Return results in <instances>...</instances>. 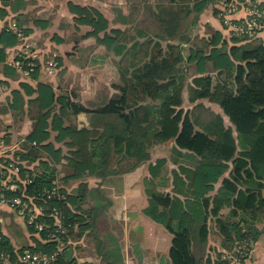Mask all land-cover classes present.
I'll return each mask as SVG.
<instances>
[{"label":"trees","instance_id":"16d2710c","mask_svg":"<svg viewBox=\"0 0 264 264\" xmlns=\"http://www.w3.org/2000/svg\"><path fill=\"white\" fill-rule=\"evenodd\" d=\"M232 1L237 2L240 9H248L253 4L244 0ZM2 2L5 5L10 0ZM210 2L167 0L158 4V12L152 11L151 5L149 11L160 19L161 31L152 36L137 29L130 35V44L127 40L121 42L117 34L121 30L113 28L114 36L107 31L109 21L99 9L69 2L74 20L92 27L86 35L97 36V41L116 55L130 57L128 65H119L125 84L121 86V94H114L107 102L92 109L75 102L71 95L61 96L48 82H39L37 87L23 84L30 96L26 102L29 114L33 109L31 106L37 111L32 118L31 132L15 152L17 165L21 168V174H18L22 182L20 189L2 190L3 204L13 209L10 204L18 196L24 202L32 201L48 209L57 206L62 209L71 232L75 224L85 221L78 208H72L80 200L69 192L71 180L83 178L86 173L103 178L126 173L150 158L151 147L172 142L169 157L178 164L172 169L173 188L159 191L153 179L147 181L145 189L149 204L144 209L173 234L172 264H231L229 258L223 259V254L224 249L237 243L236 239L250 238L251 252L261 232L259 224L264 221V41L259 39L264 28L251 37L231 34L232 45L220 30L213 29L211 37L202 45L193 38L192 29L200 12ZM256 4L264 10L263 3ZM169 13L172 21L168 19ZM191 14L193 18H184L186 26L181 24L182 18L177 19ZM6 15L0 5V17ZM126 16L122 12L118 15L122 20H127ZM13 19L16 28L11 26L12 19L0 26V64L7 58V49L21 42L19 29L24 34L31 32L22 15ZM234 21L238 22V19L235 17ZM33 22L40 27L49 24L46 19ZM225 27L229 28L227 24ZM155 37L172 42L165 45L167 49L162 48L160 56L152 55L149 48L140 56L145 46L159 45V41L154 42ZM58 40V43L63 41L62 38ZM61 57H53L55 70L63 65ZM21 59L27 70L30 57ZM192 63L196 64V73L188 84L189 100L194 103L206 98L217 103L222 111L216 112L202 102L192 109L182 107ZM5 67L15 73L10 65ZM40 68L37 63L30 75H38ZM212 72H216V77ZM13 94L15 103L20 102V91L14 90ZM147 97L150 100H146ZM198 108L207 115L195 113ZM80 112H94L96 116H106V120L102 125L93 124L92 127L65 124V116ZM224 116L231 125H226ZM52 131H56L54 141L51 140ZM56 141L64 142L69 151L65 154L62 146H56ZM37 161L40 166L36 170L32 164ZM166 163L167 158L163 157L151 164L153 176L158 175ZM59 164L67 171L63 172ZM227 172L229 175L225 176ZM26 174L32 180L29 183H23ZM218 182L221 185L214 192ZM54 187H58L65 198L54 196L47 200L46 190ZM45 217L40 216V219ZM28 228L40 238H35L33 245L17 248L3 233L0 223V250L10 253L9 264H21L19 254L24 249L56 250L58 242L50 239L46 230L39 231L29 224ZM211 233L221 238L216 258L208 252ZM69 246L63 247L56 264H78L67 254ZM245 261L248 264V260Z\"/></svg>","mask_w":264,"mask_h":264},{"label":"crops","instance_id":"0c3cea01","mask_svg":"<svg viewBox=\"0 0 264 264\" xmlns=\"http://www.w3.org/2000/svg\"><path fill=\"white\" fill-rule=\"evenodd\" d=\"M260 1L264 5V0ZM69 2L86 4L90 0H10L5 5L0 0V5L6 11L8 18L22 15L27 20L25 26L31 28L27 41L34 44L31 45L32 49L36 48L37 50L39 44L37 42L35 46V43H32L33 39H38L39 35L52 30L50 24L47 27H40L33 21L35 19H53V15L57 13L58 15L62 14L61 17L63 16V19H67L68 22H73L75 15L68 8ZM215 3H213V7L210 5L205 8V12L200 14L198 20L209 26V29H203L201 33H196L194 26L192 29L193 38L196 41H205L211 37L213 29H218L228 40L229 45H232L231 28L224 27L218 16ZM59 4L62 5L63 12L62 8L56 7ZM28 15L32 17H29V20ZM204 15H206V19ZM59 23H57V28ZM57 30L58 33L65 36L59 28ZM259 39L264 41V31L260 34ZM24 42L26 41L9 47L6 60L0 64V82L3 85L0 89V126L4 125L0 127V140L4 139L10 145H14L20 139V143H22L33 127V120L29 115L26 103L30 96L25 92L23 84L37 87L39 82H48L55 90L65 85L64 79H40L45 74L42 68L38 75L28 76L24 73V68L19 67L16 62L13 63ZM83 44L81 42V45ZM75 45L77 43L69 45L67 42H54V51L63 57V67L69 64L65 54L73 52L72 46ZM6 64L10 65L15 73H11L12 70L5 67ZM192 66L196 71V64L192 63ZM212 73L216 77V72ZM89 83H93L92 79ZM89 86L85 91L88 92V98L92 100V96L95 97L96 94V87H91L90 84ZM14 90L20 91L22 95L20 102L15 103ZM17 116L20 117V124L14 119ZM90 116H96V114L80 112L73 115V121L79 127H92L94 125L90 122ZM55 135L56 131H52V141H54ZM55 144L61 146V143L55 142ZM163 157L167 158L166 166L161 169L158 175L153 176L154 173L150 171V165L154 164L158 158ZM177 167L178 164L171 161L169 156L151 154L149 159L126 173L114 174L106 178L86 173L83 178L71 180L68 184L69 192L74 193L80 200L79 203H74L72 208H78V212L84 215L85 221L75 224V228L71 230V240L68 243L70 246L67 249L70 258L75 259L78 264H172L170 248L173 234L164 224L144 212L149 204L145 184L153 179L159 191H171L173 188L172 169ZM228 175L229 172L225 173V176ZM220 185L221 182L216 184L214 192ZM227 211L228 208L224 210V212ZM0 223L3 233L17 248L33 245L35 238H40L30 232L23 216L4 204L0 205ZM259 229L261 232L253 245L248 264H264V221L259 224ZM0 264L7 263L0 262Z\"/></svg>","mask_w":264,"mask_h":264},{"label":"rangeland","instance_id":"374dc122","mask_svg":"<svg viewBox=\"0 0 264 264\" xmlns=\"http://www.w3.org/2000/svg\"><path fill=\"white\" fill-rule=\"evenodd\" d=\"M166 1L167 0H90L89 3L82 4V5L93 6L99 9L109 21V28L107 29V31L113 35L112 32L115 29L121 30L120 32L119 31L117 32V34L120 35L119 38L121 42L122 41L124 42L127 40L130 44V42L132 41L130 39V35L135 34L137 29H143L148 34H151L152 36L154 35L152 33L161 31L160 27H162L161 26L162 24L159 21L160 19H157L158 17L155 14L154 15L151 14V11H149V8L151 5H153L152 11L158 12L159 11L157 7L158 4L161 2H166ZM243 2H247V3L251 2V3H258V4L262 3L260 0H244ZM213 3H215L216 5L218 16L221 19L224 27H225V24L229 26V24L235 20L234 17L236 14H237V17H247L248 16V9L246 8L240 9L238 5L236 4V6H233L234 8L232 9V11L231 12L229 11L227 13V16L225 17L226 6L224 4V1L223 0H217V1L211 0V2L208 4L206 8H208L210 5H211L210 7H213ZM58 6L59 8H62V12H63L64 9L62 5L61 4L56 5V7ZM120 9L122 11H119ZM204 10L202 12H205ZM120 12H122L125 15L126 14L128 15L126 16L127 20H122L118 17ZM202 12H200V14ZM200 14H199V18H200ZM61 15H58L56 13L55 15H53V19L52 18L46 19L51 25L50 27L52 31L44 32L42 35L38 36V39H35V38H34L35 40L33 39L32 43H35V46L37 45V42L39 44L38 46L39 49L37 50L36 48L32 49L31 45H34V44H31L30 41H27L29 40L27 37L29 36L30 33L24 34L23 32H21V41L22 42L26 41V42H24L23 47L17 52L16 58L13 61V63L15 62L17 63L20 61L24 64L25 61L21 59V57H23L24 59H27L28 57H30V59H34L36 63H38L41 66L43 72L45 73L41 76L40 79H64L65 85L58 87L56 89L57 93H59L61 96L71 95L70 97H72V99H74L75 102L80 103L90 109L100 106L104 102H107L109 98L114 96V94H121L122 93L121 86H124L125 83H124L123 75L120 69L121 66L119 67V65L120 64L128 65L130 57L128 55H125V56L120 55L119 57V55H116L112 49H108L107 46H105L102 43H99L97 41V36L91 33H88V35H86L88 31L92 30L91 26L78 24L75 20L73 22L71 21L68 22V20L63 19V16L61 17ZM205 16L206 15H204V17ZM29 17L32 18L31 15H28V20H29ZM1 18H2L3 23L4 22L7 23L8 19H12L13 22H16V20H14L13 17L11 18L1 17ZM181 18H182L181 24H184L186 26L187 23L185 22L184 18H187V19L193 18V14L189 16H180L177 19H181ZM206 18L207 17H205V19ZM168 19H170L171 21L173 20L171 19V13H169ZM54 21H55V24H54ZM57 23H59L58 28L61 30V32L64 33L65 36L58 33ZM208 27L209 26H206L203 23L198 21L197 24L195 25L194 32L196 31V33L197 32L201 33L203 29H209ZM113 28L114 30H112ZM169 28L171 30H175L173 26H170ZM123 31L125 32V34L123 33ZM230 32L232 35H235L233 34L232 31ZM103 33L104 32H101L100 35H103ZM165 33L166 35L169 34L166 31ZM58 38H62L63 39L62 42H67L69 45H73L76 43L77 45L72 46L73 52H68L65 54V56L70 61V62L68 61L69 64L66 67L65 66L63 67L61 65L58 69L55 70V68L53 67L51 70V68L49 67V62L54 61L53 57L55 58L56 56H59V57L62 56L59 53H56L54 51V42L59 41ZM143 39H146V38H143ZM155 41H159V45L155 44V46L151 45V47L145 46L144 50L140 53V56L145 55V53L148 51L147 48H149V51L152 53V55L159 54L160 56L162 48L167 49V48H164L165 45L167 43L172 42L167 38L161 39L159 37H155L154 42ZM81 42L84 44L81 45ZM174 42H177V40H174ZM197 42H200V44L202 43V45L204 44V41L202 40L197 41ZM186 52H188L187 49H186ZM148 56H150V54ZM145 59L147 58L145 57ZM30 61L27 64H29ZM42 61H43V64H41ZM31 72H28V69L27 70L24 69V73H26V75L28 76H31L30 75ZM194 72H195L194 67L190 68L188 71V74H187L188 79L186 80V85L183 91L182 107L185 110L192 109L194 108L196 103L202 102L205 106L210 107L216 112L217 110L220 111L221 109L219 108V105L217 103L210 102L206 98L197 100L194 103L189 100L188 84L192 81V75L194 74ZM24 77H27V76L24 75ZM91 79L93 81L92 84L89 83ZM89 84L91 85V87L92 86L96 87V91H95L96 94H95V97L92 96L93 97L92 100L88 98L87 96L88 92L85 91L86 87H90ZM2 87L3 85L0 82V89ZM132 94L133 93H130L129 95H132ZM84 99H86L87 101H85ZM146 100H150V97H147ZM31 107L33 109L29 115L31 118H33V116H35V112L37 111V109L35 108V106H31ZM194 112L195 113L201 112L202 116L207 115V112H204L203 109H199V108L195 109ZM73 115H76V114L70 113L68 116L64 117L65 124L67 125L72 124V125L77 126L75 121H73ZM17 117H14V119L17 123H19L20 117H18V119ZM105 120H106V116L105 117L102 115L101 116H90V122L98 126L100 124L102 125L105 122ZM224 120H225L226 125H231L227 116H224ZM3 126L4 125L0 127H3ZM20 140L18 142L16 141L17 143L15 142L14 145H10L9 142L5 141L4 139L0 140V158H2V161H0V167L2 168L0 169V178L4 179L6 182H10L15 179H21L18 175V174H21V168L17 172L12 171V169L10 168V163L16 162V160H18V158L15 156V152L20 148V144H21ZM56 143H61L62 148L64 147L63 151L65 154L69 151V147H67L64 144V142L56 141ZM171 146H172V142H166L162 145L153 146L149 150L151 151V154H153L154 156L155 155L156 156H161V155L171 156L172 155ZM188 162L191 163L192 161L188 160ZM6 164L9 166V168H7L8 170L5 169ZM38 165H39L38 161L32 164L33 168H36V170L39 169L38 167L40 165L39 166ZM58 166L60 169H62L63 172L67 171L63 166H61V164H59ZM61 174L59 177H61ZM14 175H17V178H15ZM26 176L27 174L25 175V177ZM3 197H4V194L3 196H1V192H0V205H2V203L4 202ZM18 213L19 215L23 216L25 220H27L24 214L20 213V211H18ZM70 229L71 228H69V231ZM66 237H67V240L61 241L59 242V244L56 245V249H57L56 251H58L59 249H62L66 244L70 242L71 232H68L66 234ZM209 238H210V242L208 246V252L210 255H212V257L214 256V258H216L217 249L221 245V238L215 233H211V235H209ZM50 239L59 241L61 239V236H56ZM240 240L241 241L247 240L250 242V238L246 240L236 239L237 243L235 242L230 249L227 248V249H224V251L227 252L229 250H234L237 247V245L241 242ZM229 245H232V243ZM248 248L250 249L251 247L248 246ZM249 249L247 250V252L244 253L245 260L246 259L248 260V258L250 257L251 252L249 251ZM224 254H223V259H226L224 258ZM245 264H246V261H245Z\"/></svg>","mask_w":264,"mask_h":264},{"label":"built area","instance_id":"2783aa9c","mask_svg":"<svg viewBox=\"0 0 264 264\" xmlns=\"http://www.w3.org/2000/svg\"><path fill=\"white\" fill-rule=\"evenodd\" d=\"M224 4L226 6L225 9V17L227 16V13L232 11L234 8L233 6H236V3L232 0H223ZM264 16V10L260 9V7L253 3L248 8V16L247 17H237V14L235 17L238 19V22L232 21L229 24V27L232 29L233 34L236 35H245V36H253L257 34L261 29L264 28V19L261 18ZM234 17V18H235ZM2 18L0 17V26H3ZM12 27L16 28L17 24L16 22H13ZM21 30L19 29V33ZM18 66L23 68L22 62H17ZM28 72H31L35 69L37 63L34 59H31L30 63L28 64ZM55 65L54 61L49 62V67L53 68ZM52 72V71H50ZM10 168L12 171L17 172L19 171L20 167L17 165L16 162L10 163ZM0 169H2L0 167ZM26 176L25 180H23V183L31 182L32 180L27 178ZM20 179H15L10 182H6L4 179L0 178V192L2 190L6 189H20ZM46 198L52 199L54 196L58 198H65V195L61 193L58 190V187H54L51 190L47 189L45 192ZM3 204V203H2ZM11 207L18 211L20 213L24 214L26 216L27 224L33 225L36 227L39 231H47V234L49 238H53L56 236H61V239L57 241H65L66 240V234L69 232V224L65 222V216L63 214V211L61 208H58L57 206H53L52 208L48 209L44 205H37L31 202H24L20 197H14L11 202ZM40 216H46L43 220L40 219ZM51 218H53L51 222ZM50 221H49V220ZM251 241H241L237 247L234 250H230L225 252L224 258H229L231 260V264H245V255L244 253L247 252L250 247ZM248 244V246H247ZM63 249V248H62ZM62 249H59L56 252H38V251H32L30 249H24L19 254V260L21 264H56L57 258L59 257V254L61 253ZM0 261H4L7 264L10 263V253H6L4 251L0 250Z\"/></svg>","mask_w":264,"mask_h":264},{"label":"water","instance_id":"95a60500","mask_svg":"<svg viewBox=\"0 0 264 264\" xmlns=\"http://www.w3.org/2000/svg\"><path fill=\"white\" fill-rule=\"evenodd\" d=\"M16 212V210H14Z\"/></svg>","mask_w":264,"mask_h":264}]
</instances>
